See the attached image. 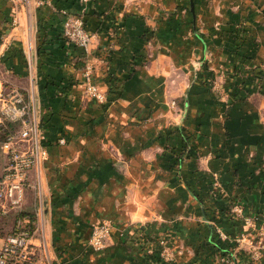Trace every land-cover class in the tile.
I'll use <instances>...</instances> for the list:
<instances>
[{
  "label": "crops",
  "instance_id": "1",
  "mask_svg": "<svg viewBox=\"0 0 264 264\" xmlns=\"http://www.w3.org/2000/svg\"><path fill=\"white\" fill-rule=\"evenodd\" d=\"M39 1L0 0V76L28 87L31 57L49 152L41 198L30 187L22 207L38 196L36 253L51 264H264L230 208L264 214V92L247 77L264 66V0L194 15L169 14V0ZM75 16L88 51L64 36ZM88 66L107 102L84 96ZM102 221L114 228L95 250Z\"/></svg>",
  "mask_w": 264,
  "mask_h": 264
},
{
  "label": "built area",
  "instance_id": "2",
  "mask_svg": "<svg viewBox=\"0 0 264 264\" xmlns=\"http://www.w3.org/2000/svg\"><path fill=\"white\" fill-rule=\"evenodd\" d=\"M19 1L27 8L32 0ZM9 24V28L15 29L19 25L18 17L13 16ZM64 36L84 51H88L91 46V35L86 29L85 20L80 16L72 17L66 22ZM0 39L7 44L6 38ZM4 60L2 52L0 62ZM28 66V87L0 76V207L4 210L22 208L30 187L41 198L42 168L49 157L31 57L28 58ZM85 77L84 96L107 102L108 95L99 90L89 66L86 67ZM230 206L234 215L247 224L249 233L241 235V241H250L252 260L258 261L264 248V214L247 215L244 206L238 202H233ZM30 223L31 217L28 215L18 219L15 230L0 245V264L28 261L35 255L33 239L37 227L31 228L28 225ZM113 228L111 221L95 224L89 239L90 246L95 250L106 248ZM165 242L166 240L161 241L163 250L160 255L167 261L172 259V254ZM148 253L152 254L153 251L148 250Z\"/></svg>",
  "mask_w": 264,
  "mask_h": 264
},
{
  "label": "rangeland",
  "instance_id": "3",
  "mask_svg": "<svg viewBox=\"0 0 264 264\" xmlns=\"http://www.w3.org/2000/svg\"><path fill=\"white\" fill-rule=\"evenodd\" d=\"M226 0H169L171 8L169 9V14L177 13L179 9H185L188 15H192L190 10L192 7V2L195 9H199L201 11H206V8H203V6H213L214 4H218L219 2H224ZM165 3V2H163ZM197 7V8H196ZM203 8V9H202ZM213 8V7H212ZM211 9V8H208ZM196 14V13H195ZM194 15V14H193ZM196 18V15H195ZM193 20V19H192ZM240 22V21H239ZM238 22V23H239ZM239 26V27H238ZM243 32V31H242ZM240 31V25H236V28L233 30V37H235L238 41H240L243 38V34ZM263 74V76H262ZM248 80H252V82L255 84H258L259 89L264 88V66L255 68L251 73L248 74ZM214 82V81H213ZM217 85V84H216ZM213 86L215 87V83H213ZM33 207L29 210L26 208H18V209H2L0 207V245L3 244L5 238L8 234H10L12 231L15 230V227L17 225L18 219L21 217V213L23 212L25 214H29L32 216V219H34L33 226L36 228L38 225L40 226V217L38 216L39 208H40V200L37 196V198L34 200ZM34 217V218H33ZM42 232L39 231L37 236L42 238ZM43 239V238H42ZM90 245V243H89ZM91 248H93L91 246ZM94 249V248H93ZM51 258L49 259V255L46 251H44V247H42V250L40 253H35V255L32 256V258L28 261H15L10 264H51ZM57 264H60V262H57Z\"/></svg>",
  "mask_w": 264,
  "mask_h": 264
},
{
  "label": "trees",
  "instance_id": "4",
  "mask_svg": "<svg viewBox=\"0 0 264 264\" xmlns=\"http://www.w3.org/2000/svg\"><path fill=\"white\" fill-rule=\"evenodd\" d=\"M262 76H263V74H262ZM263 92H264V88H262L261 89ZM30 216L31 217V223L30 224H28L31 228H34V226H33V223H34V219H32V216L31 215H29V214H25L24 212H23V214L21 213V217H24V216ZM34 218V217H33ZM13 232V231H12Z\"/></svg>",
  "mask_w": 264,
  "mask_h": 264
},
{
  "label": "water",
  "instance_id": "5",
  "mask_svg": "<svg viewBox=\"0 0 264 264\" xmlns=\"http://www.w3.org/2000/svg\"><path fill=\"white\" fill-rule=\"evenodd\" d=\"M192 10L194 11V5H193V3H192Z\"/></svg>",
  "mask_w": 264,
  "mask_h": 264
}]
</instances>
